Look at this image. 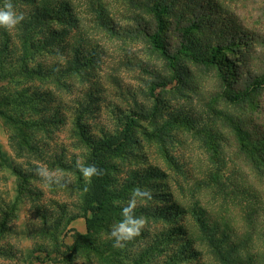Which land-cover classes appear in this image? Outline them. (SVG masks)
I'll return each mask as SVG.
<instances>
[{"label": "rangeland", "instance_id": "rangeland-1", "mask_svg": "<svg viewBox=\"0 0 264 264\" xmlns=\"http://www.w3.org/2000/svg\"><path fill=\"white\" fill-rule=\"evenodd\" d=\"M69 1L78 29L51 37V52L42 49L25 62L18 24L0 26V44L3 31L11 39L5 50L0 46V264H264V207L251 218L247 200L232 193L238 182L264 194V165L257 168L240 142L244 130H264V86L256 85L264 74V0H194L193 7L178 0L162 25L148 0ZM11 3L17 15L33 6ZM4 4L0 0V8ZM100 5L114 25L102 22ZM194 16L198 27L189 31ZM51 27L67 30L61 22ZM40 32L35 37L41 38ZM68 43L91 56L66 62L73 56L61 46ZM218 43L228 46L219 63L187 55L210 56L206 44ZM43 68L49 74L39 73ZM235 94L243 100H231ZM122 112L136 119L134 143L110 160L113 186L123 188L133 170L158 167L165 176L148 179L141 189L169 194L172 204L187 211L166 220L152 211L163 202L138 198L133 214L145 225L117 248L112 226L123 219L133 190L124 192L126 197L114 202L110 225L89 241L91 247L105 246L100 259L89 245L68 249L76 231L87 228L80 215L78 179L84 176L77 163H88L84 135L117 133ZM38 168L52 182L38 175ZM195 205L205 208L203 218L213 231L204 232L191 214ZM45 223L52 224L51 232ZM175 226L196 238L195 258L177 252L184 235L169 236Z\"/></svg>", "mask_w": 264, "mask_h": 264}, {"label": "trees", "instance_id": "trees-1", "mask_svg": "<svg viewBox=\"0 0 264 264\" xmlns=\"http://www.w3.org/2000/svg\"><path fill=\"white\" fill-rule=\"evenodd\" d=\"M11 1H22L24 3L26 2L33 4L31 9H21L19 12V14L23 13L24 15V20L17 25V29H19L20 38L23 43L24 56L22 57V62H25L27 58H33V55H36L37 52L41 51L42 49L43 51L51 52V49H53V42L51 37H56L60 35L62 36L60 32L65 33V31H68V29H72L74 27L78 29V25L76 22L78 20L75 18H71L74 8L72 2H70L69 0ZM193 1L194 0H185L183 1V4L184 6L193 7ZM177 3H179L178 0H148L146 2L148 8L152 10L155 15V18L161 25L164 21L163 16L172 13ZM97 11L102 17V22L104 24L109 26L110 24L114 23L110 17H107V10L104 8V6L100 5ZM53 21L65 23L67 30H65V27H61L60 30H56L52 27L48 29L47 27ZM192 21L193 22L191 23L188 29L189 31L190 29H195L198 27V23L195 21V16L193 17ZM219 24L220 22L217 25ZM110 28L115 29V27ZM40 31H42L43 36L41 38L35 37L37 34L41 33ZM1 35L4 36V42L0 44V46L5 50L11 43V39L9 38L8 33L5 31H3ZM199 47L201 48L202 45H200ZM206 47L211 51L210 56L204 57L202 54H199L196 51L191 52L187 55L191 56L199 62L216 64L220 62L219 57L228 46L223 43H218L216 45L213 44L212 46L210 44H206ZM61 48L64 51H68L69 54L73 56L72 59L65 60L66 62L68 61L70 64L79 63L82 60V57L87 59L92 54L91 51L88 54L83 55V49L79 48L75 44L68 43L67 45L61 46ZM201 49L204 50L203 48ZM93 51L95 52L96 50L94 49ZM3 53L4 52H2V54ZM73 59H75L74 62H72ZM172 60L173 67H175L174 58H172ZM40 66L42 65L38 64V68ZM59 68L62 70V65H60ZM44 70V68L42 70H39V73L49 74V69H46L45 72ZM256 83L255 84L257 85V87L264 86V74L262 75V77L257 78ZM243 98L244 97L242 94H235L230 96V99L236 102L243 100ZM0 113L4 114V110L0 109ZM119 121L122 127L121 130L115 134L103 132L102 135L88 134L84 135V137L82 136L85 145L89 149L87 160L88 163L86 167L95 165L98 169L101 170L102 174L93 175L89 183H86L85 179L83 178L78 179V188L82 191V212L80 215L85 218L87 228L85 233L76 231L75 245L72 248L68 247V249L71 251H76L79 247H81V244L87 246L89 245L88 248L94 251V253H96L100 259L105 258V254L107 252V250H105V246L103 245L102 247L99 243H96L91 247L89 241L98 234V231L100 229L107 225H110L109 223L113 218L112 212L114 210V202L117 199H120L125 196L126 193L124 192L134 190L137 187L141 188V186L143 185H149L147 184L148 179H160L165 176L163 170L155 166H149L131 171L124 179L123 188L119 189L118 187L113 186L109 177V169L111 167L110 160L113 157L123 156L127 152L128 147L134 143L133 134L136 119L130 113L122 112V115L119 116ZM240 142L241 149L245 150V152L249 156L248 158L253 163L257 164V166L254 164L257 168L260 164L264 165L263 129H259L254 133L250 131V129L244 130L243 135H241ZM21 176H23L22 173ZM26 181L27 179L23 177V179L18 183V191L21 194L23 193V191H25L24 185ZM215 183L218 187L221 188L222 191H226L223 182L215 181ZM211 184L212 177L211 180L205 182L204 185L210 186ZM233 186L234 190L232 188V193H234L236 197L241 195L247 200L245 203V209L247 210L246 213L250 215L251 218L254 214H258L261 212V209L264 207V194L262 192H259L257 189H251L250 186L248 187L246 184H241L238 182H235ZM166 195L169 194H151V196L157 198L158 201L163 202V205L161 207L156 205L152 208V211L153 213H155V215L166 220L170 218L177 219L178 214L187 211V208L177 202H173L172 204L171 198H168V196ZM140 208L141 211L145 213L149 212V210L145 206H141ZM190 211L191 214L195 215V219L200 223V225L203 226L204 232L213 231V229H215L211 226L209 227L203 218L206 213L205 208L201 206L198 207L197 205H195L191 207ZM254 221L255 220H253V222ZM261 222L264 226V221ZM47 223L44 224L46 225L45 229H49V231L51 232L52 224ZM177 233H179V235H184L182 236V238H178L182 239V243L177 246V252L182 254L188 253V258H195L196 251L194 249V243H196L197 241L196 238H194L191 233L186 232L185 229L180 226H175L174 229H171L169 231L168 235L174 236Z\"/></svg>", "mask_w": 264, "mask_h": 264}, {"label": "clouds", "instance_id": "clouds-1", "mask_svg": "<svg viewBox=\"0 0 264 264\" xmlns=\"http://www.w3.org/2000/svg\"><path fill=\"white\" fill-rule=\"evenodd\" d=\"M23 20V13L17 15L11 0H5L4 7L0 8V26L11 29ZM77 167L83 173L86 183L91 181L93 175L102 174L101 170L95 165L85 167L78 162ZM37 174L45 179L46 182H52L53 178L44 170L38 168ZM138 198L151 199V193L139 187L133 190L129 203L122 208L121 215L123 219L112 226L111 237L114 238V247H125V242L131 241L138 236L145 225V220L142 217L137 218L133 214Z\"/></svg>", "mask_w": 264, "mask_h": 264}]
</instances>
